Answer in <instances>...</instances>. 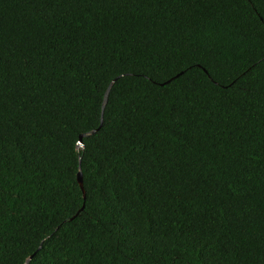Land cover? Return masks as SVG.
<instances>
[{"label":"trees","instance_id":"trees-1","mask_svg":"<svg viewBox=\"0 0 264 264\" xmlns=\"http://www.w3.org/2000/svg\"><path fill=\"white\" fill-rule=\"evenodd\" d=\"M32 255L264 264V0H0V264Z\"/></svg>","mask_w":264,"mask_h":264},{"label":"water","instance_id":"water-1","mask_svg":"<svg viewBox=\"0 0 264 264\" xmlns=\"http://www.w3.org/2000/svg\"><path fill=\"white\" fill-rule=\"evenodd\" d=\"M115 81H116V79H114V80L110 83V85H109V87H108V89H107V91H106V95H105V99H104V103H103L102 115H103V111H104L105 104H106V102H107V96H108L109 90H110L111 86L113 85V83H114ZM102 123H103V116H102V119H101L100 127L102 126ZM100 127H99V128H100ZM99 128H98V129H99ZM98 129L92 130V131L90 132V134L95 133ZM83 146H84V145H83V142H82V136H81V137H80V140L78 141V147H79V148H82ZM77 180H78V183H79V185H80V187H81V189H82V191H83V194H84V196H85L84 184H83V177H82V173H81V171H79V173H78ZM32 258H33V255L30 256V257L26 260V262H25L24 264H28V263L31 261Z\"/></svg>","mask_w":264,"mask_h":264}]
</instances>
